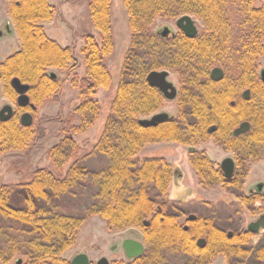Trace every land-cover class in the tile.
I'll return each instance as SVG.
<instances>
[{
  "label": "trees",
  "instance_id": "obj_1",
  "mask_svg": "<svg viewBox=\"0 0 264 264\" xmlns=\"http://www.w3.org/2000/svg\"><path fill=\"white\" fill-rule=\"evenodd\" d=\"M112 1H89L91 19L101 40L91 34L84 37L86 76L81 78L76 72L78 62L73 49L62 47L47 35L44 23L56 15L50 0H10L8 13L21 49L0 64L5 95L16 101L11 81L18 78L30 85L28 95L36 109L60 101L63 84L50 70L68 69L67 78L72 77L71 83L79 93L80 105L75 111L81 120L78 125L59 120L63 124L60 142L47 151L53 170L38 168L27 183L0 186L1 264L14 260L20 264H72L63 255L75 246L82 226L91 217H100L109 229L116 231L142 228L146 244L157 251L179 243V231L171 226L176 218L158 210L165 206L158 199L167 196L172 183L171 166L159 159L137 160L149 144L191 145L197 138L206 139L212 125L233 129L248 120L251 131L233 139L228 148L237 153L238 162L264 157V82L259 76L260 60L264 58V0H124L130 47L123 59L110 116L94 146V153L107 159V167L89 173L77 163L81 148L74 136L96 124L101 115L96 94L112 85L106 64L115 49ZM185 15L204 24L203 43L182 37L167 40L152 32L157 19L173 20ZM215 67H222L226 74L219 85L209 79ZM153 71H172L184 90L194 88L198 93L188 94L186 101L180 99L181 113L177 118L156 127H143L139 124L141 119L155 115L165 106L163 95L147 82ZM231 83L251 90L249 111L240 118L237 114L243 100L232 108L229 95L225 100L216 99L217 89ZM207 88L214 93L205 96ZM28 110L35 111L30 107ZM24 112L18 107L11 119L0 121V157L29 151L40 135L33 125L21 124ZM228 114L230 117L225 118ZM66 166L69 169L65 172ZM195 168L203 186L223 183L221 170L208 159L201 160ZM87 178L94 184L91 203L77 214L62 212V198L80 189ZM146 222L151 226L146 227ZM210 229L205 234L208 246L202 257L187 264H210L216 248L220 255L229 256L234 246L236 258L264 260V248L251 253L244 247L245 239L242 242L235 236L230 240L216 228ZM161 251L145 264H171Z\"/></svg>",
  "mask_w": 264,
  "mask_h": 264
},
{
  "label": "rangeland",
  "instance_id": "obj_2",
  "mask_svg": "<svg viewBox=\"0 0 264 264\" xmlns=\"http://www.w3.org/2000/svg\"><path fill=\"white\" fill-rule=\"evenodd\" d=\"M89 1L50 0L51 5L55 7L56 15L51 22L44 23L47 35L50 38L57 41L62 47L73 49L78 62V70L76 72L81 78L86 76L85 58L82 54V49L85 47L84 37L91 34L97 41L100 42L101 40L100 32L94 27L91 19ZM123 2L124 0L112 1L115 49L113 54L106 59V64L112 75V85L109 89H99L96 94L95 99L99 102L101 108V115L96 124L85 133L74 136L81 148L77 163L83 166L89 173L99 172L107 167V159L103 155L94 153V146L100 141L105 124L110 116L111 106L120 79L123 59L130 47L131 31L129 18ZM8 4V0H0V13L2 19L11 21L8 13ZM177 20L159 18L154 23L152 32L157 33V31H162L164 27H168L177 33ZM193 20H195L199 32H203L205 29L204 24L196 17H193ZM20 49L21 41L15 31L13 36L0 43V63ZM262 69H264V58L260 60L259 75ZM50 72L55 73L59 82L63 84L61 99L57 102L46 103L42 107L35 109V111L25 109V112L32 114L34 119L33 127L36 130H40V135H38L29 151L9 153L0 157V186L27 183L32 179L33 172L38 168L53 170V165L48 158L47 151L50 147L60 142V132L63 124L59 120L63 118L69 120L74 125L80 124L81 117L75 111L80 105L79 93L71 83L72 77L67 78L68 69H56L50 70ZM169 81L178 85V77L174 72L171 73ZM7 105L12 106L15 110L18 108L17 103L12 102L5 95L0 82V111ZM178 107V102H165V106L158 113H167L175 116ZM189 147V145L174 142L149 144L138 155L137 160H164L171 166V172L177 166L181 168V174L184 172L185 180L183 181V185L188 189L194 190L195 196L200 201L191 202L188 205L174 202L177 214L181 212V209L200 218H212L226 232L237 233L240 230H246L248 224L255 221L261 212L264 211V202L243 203L241 196L245 194L248 197L251 188L254 190L258 184L264 185V157H261L258 161L244 159L242 162H239L237 175L239 177V184L241 185L239 186L240 188H235L236 192L232 195L231 193H233L234 189L222 186V184H215L209 187L200 184V178L191 164L192 159L189 156ZM196 147L199 153H206L218 166H220L225 158L236 156L226 151L222 144L215 143L210 138ZM262 156H264V151ZM70 164L71 161L69 162ZM68 169L69 166H66L65 172ZM93 190L94 184L91 182V179L87 178L83 181V186L80 189L71 191L62 198V212L73 214L82 212L84 210L83 206L91 203L90 194ZM172 191L173 188L171 186L167 196L159 198L158 201L165 203H168L169 200L170 202L173 201L171 196ZM175 195H180V192L175 193ZM181 220H183L182 217ZM121 232L109 229L106 221L100 217H91L82 226L75 246L68 250L63 255V258L72 262L76 256L84 254L88 256L92 264H97L103 257H106L110 262L118 259L121 260V254L115 253L110 249L115 243L130 237L126 232ZM258 241H261L259 247L264 248V233L261 234L259 240L254 238L247 249L252 250L253 248L250 246L254 247ZM169 257L171 258V264L188 263L186 259L183 261L179 254H172ZM10 264L20 263L14 260ZM210 264H264V260L251 261V258H231L229 260L223 255H219Z\"/></svg>",
  "mask_w": 264,
  "mask_h": 264
},
{
  "label": "flooded vegetation",
  "instance_id": "obj_3",
  "mask_svg": "<svg viewBox=\"0 0 264 264\" xmlns=\"http://www.w3.org/2000/svg\"><path fill=\"white\" fill-rule=\"evenodd\" d=\"M8 3H10V0H8ZM8 7H9V4H8ZM9 18L11 19V17H9ZM11 21H12V19H11ZM11 21L2 19L1 13H0V43L9 39L15 33V31H16L15 25H14L13 21L12 22ZM176 23H177V21H176ZM157 34L160 37L167 39V40H173L176 37H182V38L188 39V40L199 39V42L203 43L202 36L204 35V31L201 33L198 32V34L193 38L188 37L185 32H183L179 29H178L177 33L174 32L173 30H170L167 34L163 33V31H157ZM5 60L6 59H4L3 61H5ZM216 68H219L223 71V78L221 80H218V81L213 80L211 77L213 70ZM167 72H169V77H170L172 71H167ZM259 76H260V79L264 82V69L261 70ZM169 77H168V81H169ZM225 77H226L225 70L222 67L213 68L209 74V79L212 81V83L214 85L215 84L219 85V84L223 83V81L225 80ZM0 82H1V80H0ZM171 83H173V82H171ZM173 85L175 86V88L177 90V96L174 100L167 99L165 97V95L159 89L154 88V89H157L160 91V93L165 98L166 103L167 102H174V103L178 102L179 107H178V110H176V115L175 116L169 115L170 120L177 118L181 113L180 112V99L184 98V101H186V100H188V98H187L188 94H191L192 92H196V94L198 93V91L194 90V88H189L188 90H184L185 88L180 84L179 80H178V85L175 83H173ZM14 92L16 94V101L15 102L17 103L19 95L17 94V92L15 90H14ZM247 92H249L248 98L246 97ZM212 93H214V92L212 90H210L209 88H207L206 91L204 92L205 96H206V94H212ZM217 93H218L217 94L218 97H216V99L222 98L225 100V97L227 95H229V97H230L229 106L232 108H235L237 106V103H240L242 100L245 102V103H243L242 107H239L238 114H237L239 118L242 116V114H244V113L247 114V112L249 111L248 102L251 99V90L250 89L243 88L239 84L231 83L228 86L223 85L220 88H218ZM200 97L203 98V95L200 94ZM201 102H204V100H202ZM23 109L25 110L28 108H23ZM16 110H17V108H16ZM16 110L14 109V113ZM160 111H158V112H160ZM158 112L156 114H159ZM228 117H230V114L225 116V118H228ZM169 121H166V122H169ZM244 123L250 124V128H249L248 132L243 133V134H239V135H235V131L238 128H240L241 125ZM222 128L223 129L219 128L217 125H212L207 131L208 136L206 137V139L197 138V140L195 142H193L191 145H189L190 147L188 149V152H189V156L192 159L191 164L194 166V168H195V165H198L201 160L208 159V161L214 165V168L220 169L223 176H224L223 177L224 179L222 181L223 182L222 186L232 188V190L234 189L235 191L233 190L232 191L233 193H231L233 195L236 192L235 188H240L239 186L241 185V184H239V177L237 175V168H238L239 162L237 159V154L233 150H230L228 148V145L233 141V139L240 138V137L248 134L251 131L252 126L248 120H244V121H241L238 124V126L233 128V129H229L228 127H222ZM209 138L213 139L215 143L222 144V146H224V149L226 151L231 152L230 154L236 155V156H233V158L227 157V158H231L235 163V171H234V175H233L232 179L228 180L225 177V175L221 169L222 162L227 158H225L221 162L220 166H218L215 164L214 161H212L211 157L206 155V153H199V150H197L196 146L198 144L203 143L204 141H206ZM177 170L180 172L181 168L179 166H177L174 169H172V172H171L172 183H171L170 187L172 186V188H173L172 195H171L173 201L170 202V200H169L168 203H165V206L163 208L161 206H159L158 210L159 211L164 210L166 213L169 214V216L176 218L177 222L173 223L174 225L172 224L171 226L174 227L177 231H179L178 234L180 235L179 237H181V239H179L180 242L178 243V241H177L178 244L176 243L173 246L166 245L163 248H159L157 251L154 248L148 247V245L146 244L145 233H144V230L142 228L132 227L129 229L121 230V231L126 232L127 235L129 234L130 237L124 238L121 241H119V242H117L111 246L110 249L115 253L116 252L120 253L122 256V259L121 260L118 259L114 262H110L106 257H103V258H106L110 262V264H114V263L115 264H139V263L145 264V263H147L148 259L154 255V253H157L160 250H162L160 253H162V252L166 253L165 258L169 262L171 260V258L169 256L172 254H175V255L179 254L182 257L181 259L183 261L186 259L187 262H193V261L198 262L199 258L202 257L201 255H202L203 250L208 246V239H207L205 234L207 231L211 230L210 229L211 227L216 228L219 232H221V234L223 236H225L226 238H228L230 240L234 239L235 236L239 237L241 241H242V239H245L246 242H244L245 240L242 241L245 243L244 247H248L249 245H251L252 240L254 238L258 239V240L260 239L261 234L264 233V228L260 227V229L257 228V229H255L256 230L255 231V230H250V226L258 223L261 216L264 215V211L261 212V214L258 216V218L255 221L248 224L246 230H243V231L240 230L237 233L226 232L225 230H223L222 228H220L217 225V223L214 221V219H212V218L210 219L209 217L208 218H200V217L196 216L195 214L189 213V212H187L185 210H181V209H180L181 212L177 214V212L175 210L174 202L178 203V204L188 205L191 202H199L200 201V199H198L195 196L194 190L188 189L187 187H185L183 185V181L185 180L184 172L182 174L180 172L179 177H178L177 176L178 173L177 174L175 173V172H177ZM195 170H196V168H195ZM196 172H197V170H196ZM197 174H198V172H197ZM198 176H199V174H198ZM199 182L201 184V179H199ZM190 191H192V192L190 193ZM178 192H180V195H175V193H178ZM241 199H242L243 203L258 202V201L264 202V189L262 191H259V190H252V188H251L249 190V196L247 197L245 194H242ZM181 217L183 218V220H181ZM145 226L150 227L151 224L149 223V225H146V223H145ZM121 231H119V232L122 233ZM127 241H133V242L141 243V245L143 246V253L141 255H134L136 253V248L133 246H130L129 252H128L125 248V244L127 243ZM260 243H261V241H258L254 247L250 246L253 249L252 250L249 249V251L251 250V253H252V251H254L255 249H257L260 246ZM232 247L233 246H231L230 248H232ZM217 249L218 248H216V250ZM216 250L212 253L213 254L212 260H214L217 256L220 255L218 253V251H216ZM234 251H235V246L233 247V249L229 250V252H231L232 255H229V256H226L223 254L222 255L225 258L230 260L231 258H236V257H234V253H233ZM129 254H131L135 257H130Z\"/></svg>",
  "mask_w": 264,
  "mask_h": 264
},
{
  "label": "water",
  "instance_id": "obj_4",
  "mask_svg": "<svg viewBox=\"0 0 264 264\" xmlns=\"http://www.w3.org/2000/svg\"><path fill=\"white\" fill-rule=\"evenodd\" d=\"M176 26L179 30L186 33L188 37H195L199 30L196 26L195 20H193L192 16L185 15L180 17L177 20ZM163 33L167 34L170 31V28L164 27ZM52 76L56 78L55 73H52ZM1 77V73H0ZM169 72L167 71H153L151 72L147 77V82L150 87L159 89L167 99L174 100L177 96V90L173 83L168 81ZM211 77L213 80L218 81L223 78V71L219 68H216L213 70ZM12 88L17 92L19 95L17 105L20 108H31L33 110L36 109V107L31 103L30 97L28 95V92L30 90V85L22 83V81L18 78H14L11 81ZM249 92L246 93V97L248 98ZM14 115V108L10 105L4 106L3 109L0 111V121H8L11 119ZM170 120V116L167 113H159L154 116H152L150 119H141L139 121V124L143 127H156L161 123H164L166 121ZM21 124L24 127H31L33 125L34 119L31 113L25 112L21 116ZM250 128L249 123H244L241 125L240 128H238L235 131V135L243 134L248 132ZM221 169L225 175V177L230 180L232 179L235 171V163L231 158L225 159L221 164ZM177 176L179 177L180 172L177 170L175 172ZM264 189L263 184H258L254 190L262 191ZM146 225H149V222H146ZM260 227L264 228V215L261 216L258 223L251 225L250 230L260 229ZM256 231V230H255ZM130 246H133L136 248V253L134 255H141L143 253V246L141 243L133 242V241H127L125 244L126 250L129 252ZM130 257H135L131 254H129ZM18 263H21V261H18ZM72 264H91V261L89 260L87 255H78L72 260ZM97 264H110V262L106 258H102L97 262Z\"/></svg>",
  "mask_w": 264,
  "mask_h": 264
}]
</instances>
